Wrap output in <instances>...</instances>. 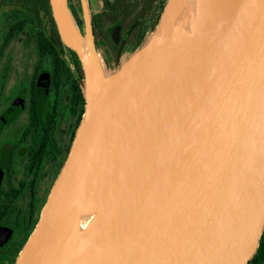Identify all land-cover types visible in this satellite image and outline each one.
Returning <instances> with one entry per match:
<instances>
[{
    "label": "water",
    "instance_id": "obj_1",
    "mask_svg": "<svg viewBox=\"0 0 264 264\" xmlns=\"http://www.w3.org/2000/svg\"><path fill=\"white\" fill-rule=\"evenodd\" d=\"M178 1L168 0L152 32L168 53L144 43L109 72L88 1L83 35L68 0H50L84 73L85 111L15 264L255 256L264 233V0H197L204 54L176 42Z\"/></svg>",
    "mask_w": 264,
    "mask_h": 264
},
{
    "label": "flooded vegetation",
    "instance_id": "obj_2",
    "mask_svg": "<svg viewBox=\"0 0 264 264\" xmlns=\"http://www.w3.org/2000/svg\"><path fill=\"white\" fill-rule=\"evenodd\" d=\"M87 1L95 43L106 50L109 68L156 29L168 3ZM96 2L99 11L94 10ZM68 4L85 31L81 0ZM13 5L0 3V264H15L30 238L85 111L84 73L73 51L63 43L61 48L47 17L42 23L48 47L37 49L38 33L31 31L27 17L15 22L5 18ZM17 44L20 48H14ZM261 242L264 247V233ZM260 261L264 264V250Z\"/></svg>",
    "mask_w": 264,
    "mask_h": 264
},
{
    "label": "bare ground",
    "instance_id": "obj_3",
    "mask_svg": "<svg viewBox=\"0 0 264 264\" xmlns=\"http://www.w3.org/2000/svg\"><path fill=\"white\" fill-rule=\"evenodd\" d=\"M176 42L185 44L200 54H204V30L197 10V0H179L176 9ZM81 47L89 52L85 40ZM145 50L167 54L168 48L163 35L155 37L151 34L145 42ZM87 92H91L90 84H86Z\"/></svg>",
    "mask_w": 264,
    "mask_h": 264
},
{
    "label": "trees",
    "instance_id": "obj_4",
    "mask_svg": "<svg viewBox=\"0 0 264 264\" xmlns=\"http://www.w3.org/2000/svg\"><path fill=\"white\" fill-rule=\"evenodd\" d=\"M7 1H12L14 3V5L12 8L13 13H6L5 18H8L10 20L12 19V21L15 22L16 19H14V18L22 20V18L27 17L28 18L27 25H29L31 31L34 33H38V35L36 34L38 39H39L37 49H44V48L48 47L47 46L48 40L45 36H43L44 33H43L42 18H44V17H47L48 21H50L52 23V28H53V31L56 35V39L59 41L61 48H64V46L60 40L57 28H56L54 18L52 16L51 7H50V0H0V3L1 2H7ZM79 10L81 13V8ZM74 14L78 20V23L81 24L82 20L79 19V16L77 15V12L75 10H74ZM23 22H20L19 25H22ZM99 26H101V25H99ZM141 45H142V41L138 42V44L134 47V51L136 49H138ZM72 54H73L74 59H75V64L78 67V70L81 72V65H80V62L78 60V57L73 52H72ZM78 91H79V93L81 92L79 86H78ZM261 241H262V237L260 240L259 248H258L255 256L253 257V259L248 264H261L260 257L262 255L263 250H264V247H263V244Z\"/></svg>",
    "mask_w": 264,
    "mask_h": 264
},
{
    "label": "rangeland",
    "instance_id": "obj_5",
    "mask_svg": "<svg viewBox=\"0 0 264 264\" xmlns=\"http://www.w3.org/2000/svg\"><path fill=\"white\" fill-rule=\"evenodd\" d=\"M93 6H94V10H96V11H99V10H100V9H99V8H100V3H99V2L93 3ZM94 12H95V11H94ZM73 16H74V18H75V21H76V23H77V25H78V27H79L81 33H82L83 35H85V31L82 30L83 22H81V24H79V23H78V20H77V18H76V16H75V15H73ZM78 16H79V15H78ZM81 20H82V19H81ZM84 28H85V26H84ZM151 34H152V32H149V33H148V35L146 36V38H145L144 41L142 42V45H141V46L144 45V43L146 42L147 38H148ZM141 46H140V47H141ZM14 48H20V46L17 44V45L14 46ZM98 50H99V53L101 54V56L103 57V61L105 62V56H104V53L106 52V50H104V48H102V47H99ZM134 52H135V51H133V50H130V51L126 52V54H124V56L121 58V62H120V64L117 65L115 68H109V67L107 66V64L105 63V65H106L108 71H109V72H113V71H115L116 68H119V66H120L121 64H123V63L126 62L130 57H132V56L135 54Z\"/></svg>",
    "mask_w": 264,
    "mask_h": 264
}]
</instances>
